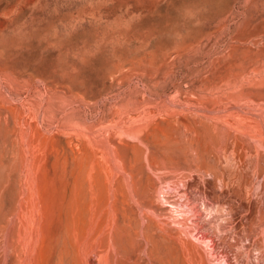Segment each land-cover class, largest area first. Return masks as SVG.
<instances>
[{"label": "rangeland", "instance_id": "rangeland-1", "mask_svg": "<svg viewBox=\"0 0 264 264\" xmlns=\"http://www.w3.org/2000/svg\"><path fill=\"white\" fill-rule=\"evenodd\" d=\"M0 264H264V0H0Z\"/></svg>", "mask_w": 264, "mask_h": 264}]
</instances>
